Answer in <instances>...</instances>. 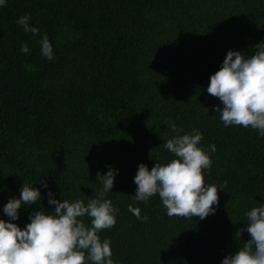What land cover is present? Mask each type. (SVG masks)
Returning a JSON list of instances; mask_svg holds the SVG:
<instances>
[{
	"label": "trees",
	"instance_id": "16d2710c",
	"mask_svg": "<svg viewBox=\"0 0 264 264\" xmlns=\"http://www.w3.org/2000/svg\"><path fill=\"white\" fill-rule=\"evenodd\" d=\"M30 14L33 37L17 19ZM47 34L53 59L41 55ZM264 42V0H6L0 7V219L23 229L28 217L103 190L97 172L118 170L105 194L116 224L114 264H221L249 236L245 213L264 203V137L225 127L206 89L229 50L252 55ZM29 52H21L22 44ZM207 109V111L205 110ZM199 130L209 151L206 185L218 206L205 219L168 217L159 196L134 201L139 164L148 169L174 154L163 147ZM227 181V185L224 182ZM47 184V189L41 187ZM23 183L40 190L9 221L3 206ZM118 193V194H117ZM140 209L147 222L129 210ZM90 225V218H83Z\"/></svg>",
	"mask_w": 264,
	"mask_h": 264
},
{
	"label": "clouds",
	"instance_id": "9594fccd",
	"mask_svg": "<svg viewBox=\"0 0 264 264\" xmlns=\"http://www.w3.org/2000/svg\"><path fill=\"white\" fill-rule=\"evenodd\" d=\"M5 3L6 0H0V7ZM30 18V14H25L16 23L35 37L39 29L29 25ZM39 43L41 55L52 60L53 49L47 34ZM21 52H29L26 43ZM206 91L222 104V108L214 107L213 111L220 114L225 127H250L264 137V42L255 45L254 54L248 56L229 50L219 70L209 77ZM167 123L177 135L163 147L175 158L165 164L155 163L151 170L143 163L138 165L134 201L147 203L158 195L168 217L203 220L214 214L213 206H218L219 200L217 186L204 181V172L210 171L212 165L209 151L215 152V145L205 150L199 147L203 139L199 130L180 135L182 129L170 120ZM118 174L111 166L104 175L97 172L103 190L87 198V204L81 199L61 202L48 191V204L54 206V211L32 213L23 229L0 219V264H114L110 239L101 241L98 234L116 224L118 209L105 199V194L113 188ZM41 187L47 189V184L41 182ZM40 200V190L23 183L19 199L10 198L3 213L9 221H16L22 205L37 204ZM128 210L141 222L148 221L139 208L130 204ZM85 216L90 218V225L85 224ZM245 216L246 227L237 229L235 236L240 238L246 231L249 239L234 254L223 258L221 264H264V203L251 208Z\"/></svg>",
	"mask_w": 264,
	"mask_h": 264
}]
</instances>
